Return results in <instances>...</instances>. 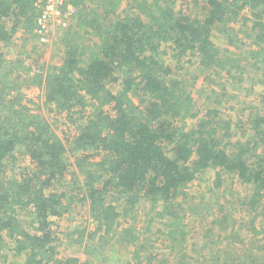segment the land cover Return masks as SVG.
Returning <instances> with one entry per match:
<instances>
[{
	"label": "trees",
	"instance_id": "16d2710c",
	"mask_svg": "<svg viewBox=\"0 0 264 264\" xmlns=\"http://www.w3.org/2000/svg\"><path fill=\"white\" fill-rule=\"evenodd\" d=\"M36 1L0 0L1 264H264L253 253L264 236V226H255L264 216V112L255 107L244 121L236 120L251 138L234 139L220 104L238 97L230 87L242 81L244 65L212 41L214 28L223 32L248 14L254 41L247 65L264 76V0H202L203 11L195 15L176 11V0H66L62 11L71 8L70 23L58 34L63 57L54 65L5 52L18 27L35 36ZM170 52L175 61L196 59L209 75L220 76L211 83L212 107L196 105L175 74L182 66L163 59ZM16 75L39 92L42 106L74 121L71 139L55 133ZM133 95L142 97L143 107ZM198 116L186 131V119ZM210 169L227 172L249 195L212 220L213 238L202 236L204 259L191 261L185 253L187 213L180 209L191 185ZM75 202L88 207L94 223L88 233L83 223L59 230L65 216L72 218ZM142 202L145 230L156 224L164 237L157 245L137 227ZM258 204L261 211L247 221L246 235L235 240L239 220L230 221L231 213ZM62 238L82 247L83 259H60Z\"/></svg>",
	"mask_w": 264,
	"mask_h": 264
},
{
	"label": "rangeland",
	"instance_id": "374dc122",
	"mask_svg": "<svg viewBox=\"0 0 264 264\" xmlns=\"http://www.w3.org/2000/svg\"><path fill=\"white\" fill-rule=\"evenodd\" d=\"M175 10L180 13L195 15L201 13L203 11V1L202 0H176L175 1ZM246 15V14H243ZM248 14L244 19L237 20L228 26L224 27L223 32L219 31L218 28L222 26H218V28H214L212 32V41L215 46H217L221 53L225 55H230L234 57H239L241 59V64L244 65V75L240 84H233V88L230 87V90L238 93V97L236 99H232L230 101H225L220 104V114L225 118L231 121L233 125H231V131L235 132L234 139H250L247 131L245 135H243L240 131V127H236L234 123L236 120L244 121L248 111L253 110L255 107L261 109L264 112V85L261 80L264 79V76L261 72H257L252 70L248 65L249 56L248 50L253 47V34L250 29L251 23L247 20ZM222 29V28H221ZM62 29L54 28L51 30L49 35V41L45 44H41L37 38L33 35V31L27 32L24 29L18 27L11 42L5 46V52L8 56L14 57L15 55L28 56L33 59H38L44 61L45 63L54 65L59 64L63 57L62 45L60 40L58 39V34ZM170 54L163 56L165 63H173L172 66H182L179 70L175 68V74L178 78H180L186 85L187 89L192 91L194 94V98H196V105L198 107H202L204 111L206 107H212L213 104V96L214 92H212V80H216V82H220L221 78L218 75H209L210 71L205 69L202 65H200L196 59H192V63L175 61L170 57ZM191 60V61H192ZM220 78V79H219ZM233 82L236 79H231ZM15 81L21 87L22 92H24L25 97L28 99L33 98L35 101L39 102V105L42 106V98L39 97V92L37 93L36 89L26 88V80L21 75L15 76ZM112 88H115V84H111ZM142 97L134 96L133 99L136 104H140L142 107L144 103L141 101ZM146 103V102H145ZM243 108V112L239 111ZM42 114L45 119L51 124L55 133L65 142L66 140L71 139V137L76 133L77 127L74 125V121L69 119L65 113H58L53 110L51 105L42 106L41 107ZM202 115V114H201ZM76 115H73V118ZM197 118L186 119V131H189L191 128L195 127L197 123ZM77 123H82V120H77ZM241 125L242 123H238ZM263 144L260 145L259 151L263 150ZM23 165H28L29 158L24 155H18ZM217 174V177H216ZM236 193L235 196L231 194ZM244 195H249V190L246 186L238 183L234 178L230 177L227 172L220 171L216 172L215 170H207L205 175H199L198 179L194 181L189 190L187 191V197L183 199L182 209L180 212L187 213L185 222L188 223L187 229L189 230V234L186 237V248L185 253L188 259L195 260L197 258L198 261H202L205 257L204 251L208 250V248L202 246V236L205 233L208 239L213 238L215 231H210V223L215 217H223L225 214H228V211L231 207L237 208L240 205V200ZM203 196V198H202ZM208 205L206 209L204 206ZM224 208V211H219V209ZM140 211L137 217V227L142 228L141 231H144V235L149 237L150 240H154L153 244L157 245L161 242L160 232H155L157 225L151 227L150 230H145V211L147 208V204L142 202L139 205ZM72 218H66L60 224L59 230L69 231L74 228L77 224H87L88 230H92L94 228V223L91 220L88 213V207L84 203H73L72 207ZM255 211H261V204L256 205L255 209L246 210L243 209L241 211H234L231 213V217H229L230 221L239 220L235 223V227L237 229L236 235L234 237L235 240L242 239L246 232L249 230L247 221L250 220L251 216ZM223 212V213H219ZM26 216V213H23ZM24 218V217H23ZM218 219V218H217ZM246 223V227H240L241 222ZM264 216H261L256 221L255 226H264ZM210 231V232H209ZM153 233V237L150 236ZM64 234L61 235V237ZM73 237H76L75 234H72ZM159 238L156 241L155 238ZM72 238V237H71ZM225 239V238H224ZM70 238H62L58 248V256L60 259L63 256H75L78 255L82 259V247L76 246L69 241ZM258 240V239H257ZM97 241V240H96ZM255 248L253 249V253L259 258L264 260V236L259 238L257 241ZM162 244L159 246L161 247ZM220 248L223 245H218ZM158 247V248H159ZM162 248V247H161ZM169 252L167 251V254ZM165 254V257H169ZM207 254H209L207 252ZM11 253L8 252L7 256H10ZM164 255V254H163ZM0 253V264L2 263ZM18 262L22 261V255L17 257ZM86 257L84 258V261ZM78 264H85V262H80ZM169 264V262H166Z\"/></svg>",
	"mask_w": 264,
	"mask_h": 264
},
{
	"label": "built area",
	"instance_id": "2783aa9c",
	"mask_svg": "<svg viewBox=\"0 0 264 264\" xmlns=\"http://www.w3.org/2000/svg\"><path fill=\"white\" fill-rule=\"evenodd\" d=\"M66 0H37V17L35 20L34 33L41 44L49 41V35L54 28L64 29L70 23L69 14L62 11Z\"/></svg>",
	"mask_w": 264,
	"mask_h": 264
}]
</instances>
